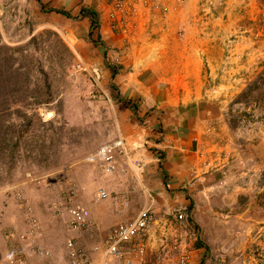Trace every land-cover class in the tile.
I'll return each instance as SVG.
<instances>
[{
    "label": "rangeland",
    "instance_id": "obj_1",
    "mask_svg": "<svg viewBox=\"0 0 264 264\" xmlns=\"http://www.w3.org/2000/svg\"><path fill=\"white\" fill-rule=\"evenodd\" d=\"M123 1L118 29L129 32ZM147 2L152 25L142 35L152 50L169 61L191 51L201 57L217 143L211 166L223 165L224 177L208 201L191 203L193 213L150 207L142 253L131 245L112 264H264V0ZM43 6L0 0V264H65L68 238L88 250L114 226L100 233L91 210L107 218L125 194L118 173L104 174L96 156L119 136L115 89L76 68L73 14ZM77 206L88 216L72 230Z\"/></svg>",
    "mask_w": 264,
    "mask_h": 264
},
{
    "label": "crops",
    "instance_id": "obj_2",
    "mask_svg": "<svg viewBox=\"0 0 264 264\" xmlns=\"http://www.w3.org/2000/svg\"><path fill=\"white\" fill-rule=\"evenodd\" d=\"M40 2L50 13L60 15L56 10H62L73 14L72 35L78 59L99 68L114 85L124 111L119 116V136L138 142L146 140L132 154V159L145 162L143 171L137 174L123 158L119 159L124 172L116 176L121 178L120 191L125 194L116 207L108 210L107 218L91 210L93 226L103 233L117 223L133 219L144 204L153 211L160 206L165 208L163 212L188 209L193 213L191 203L208 201L224 177L223 165L211 166L216 158L210 151L217 143L212 136L213 118L204 108L206 94H202L204 82L198 52L179 53L169 61L166 53L152 50L150 37L142 35L152 25L151 3L147 0H126L129 32L128 26L125 30L112 27L107 0ZM83 8L97 13L98 24L94 28L89 16L81 14ZM174 40L183 42L179 37ZM107 62L115 68L114 75ZM140 188L144 189L142 206L136 204ZM103 219L106 221L99 224Z\"/></svg>",
    "mask_w": 264,
    "mask_h": 264
},
{
    "label": "built area",
    "instance_id": "obj_3",
    "mask_svg": "<svg viewBox=\"0 0 264 264\" xmlns=\"http://www.w3.org/2000/svg\"><path fill=\"white\" fill-rule=\"evenodd\" d=\"M123 6V0H114L112 3L110 16L113 27L116 29L124 26L123 20L120 21L117 16L118 12L123 10ZM125 29L126 26L121 30ZM76 68L86 71L93 81L98 82L100 80L101 72L97 66L79 61ZM145 143L146 140L138 142V140H128L118 136L102 144L96 154L102 172L107 175L123 173L124 168L119 167V159L123 158L133 169V172L141 173L145 167V162L132 159V154L138 145L143 146ZM99 195L100 198H106L108 194L102 190ZM70 213V228L72 230L85 226L88 216V211L85 208L77 206L72 208ZM178 217L182 218V214H179ZM150 219V206H145L133 219L114 225L100 244L88 250L78 246L73 238H68L65 242L67 257L65 264H112L114 260L122 258L126 249L131 245L135 247V254L142 253L144 244L140 240L145 234ZM95 261L96 263H94ZM182 264H185L184 259Z\"/></svg>",
    "mask_w": 264,
    "mask_h": 264
},
{
    "label": "trees",
    "instance_id": "obj_4",
    "mask_svg": "<svg viewBox=\"0 0 264 264\" xmlns=\"http://www.w3.org/2000/svg\"><path fill=\"white\" fill-rule=\"evenodd\" d=\"M39 4L41 5V6H43V4L40 2V0H39ZM57 12H60V13H62V14H64V15H66V16H69V13L68 12H65V11H62V10H56ZM81 14L84 16V15H87V16H89V18H90V21H91V27L92 28H94L95 26H97V24H98V19H97V13L94 11V10H92V9H86V8H83V9H81ZM107 65L109 66V67H111L112 68V71H113V75L115 74V72H116V70H115V68H113L111 65H110V63L109 62H107ZM112 87H114V85L112 84Z\"/></svg>",
    "mask_w": 264,
    "mask_h": 264
}]
</instances>
